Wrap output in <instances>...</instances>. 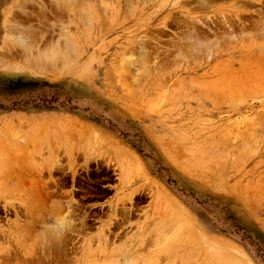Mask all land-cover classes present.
I'll list each match as a JSON object with an SVG mask.
<instances>
[{"label": "rangeland", "instance_id": "374dc122", "mask_svg": "<svg viewBox=\"0 0 264 264\" xmlns=\"http://www.w3.org/2000/svg\"><path fill=\"white\" fill-rule=\"evenodd\" d=\"M62 1L0 0V264H264V0Z\"/></svg>", "mask_w": 264, "mask_h": 264}, {"label": "flooded vegetation", "instance_id": "af4514ba", "mask_svg": "<svg viewBox=\"0 0 264 264\" xmlns=\"http://www.w3.org/2000/svg\"><path fill=\"white\" fill-rule=\"evenodd\" d=\"M108 178V176H95V174H92L91 177H81L80 179L82 182L80 183L84 188L80 187H74L73 190L78 193H82L79 195V199L83 202H79V199H76L75 201L79 202V206H81L82 209H79L84 213L83 218H80L79 220H83V222H86V225H91L92 223L97 222V215L102 214L103 210L100 208H97L93 206L92 203L87 202L89 199L92 198H99L103 195H106L111 191V188L109 184H101L102 181H105ZM69 181L71 179L69 178ZM79 182V181H78ZM86 209V210H85ZM96 210V211H94Z\"/></svg>", "mask_w": 264, "mask_h": 264}, {"label": "bare ground", "instance_id": "6f19581e", "mask_svg": "<svg viewBox=\"0 0 264 264\" xmlns=\"http://www.w3.org/2000/svg\"><path fill=\"white\" fill-rule=\"evenodd\" d=\"M61 1H62V0H61ZM207 1H208V0H207ZM62 2H63V1H62ZM65 2H66V0H65ZM208 2H209V1H208ZM66 3H67V2H66ZM64 4H65V3H64ZM67 4H68V3H67ZM202 5H204V4H202ZM65 6H66V5H65ZM68 9H69V8H68ZM182 22H183V21H182ZM185 23H186V22H184V24H185ZM184 24H183V26H184ZM186 24H187V23H186ZM190 25H191V24H190ZM192 26H194V25H192ZM184 27L187 28V27H189V25H188V26L185 25ZM193 28H194V27H193ZM193 28H192V29H193ZM197 28H198V27H197ZM189 29H191V28L189 27L188 30H189ZM194 29H195V28H194ZM196 30H198V29H196ZM230 30H231V28H230ZM189 31H190V30H189ZM191 32H192V31H191ZM195 32H196V31H195ZM195 32H194V33H195ZM197 32H198V31H197ZM188 33H189V32H188ZM191 34H192V33H191ZM194 35H195V34H194ZM195 36H196V35H195ZM196 37H197V36H196ZM207 38H208V37H207ZM196 39H197V38H195V40H196ZM200 40H201V39H200ZM207 40H208V39H207ZM197 42H199V41H197ZM199 43H200V42H199ZM190 53H191V52H190ZM45 55H46V54H45ZM53 56H54V54H53ZM55 56H56V55H55ZM52 58H53V57H52ZM42 59H43V58H42ZM42 63H43V62H42ZM56 71H57V70H56ZM48 237H49V236H48ZM48 237H47V238H48ZM47 238H45V239H47ZM53 245H54V244H53Z\"/></svg>", "mask_w": 264, "mask_h": 264}]
</instances>
